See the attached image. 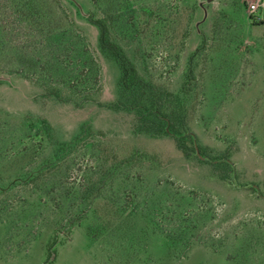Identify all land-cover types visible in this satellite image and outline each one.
<instances>
[{"label": "rangeland", "instance_id": "1", "mask_svg": "<svg viewBox=\"0 0 264 264\" xmlns=\"http://www.w3.org/2000/svg\"><path fill=\"white\" fill-rule=\"evenodd\" d=\"M105 28L198 152L112 107ZM0 264H264V0H0Z\"/></svg>", "mask_w": 264, "mask_h": 264}, {"label": "trees", "instance_id": "2", "mask_svg": "<svg viewBox=\"0 0 264 264\" xmlns=\"http://www.w3.org/2000/svg\"><path fill=\"white\" fill-rule=\"evenodd\" d=\"M102 45L106 51L112 53L121 68L120 96L112 107L117 110L129 109L136 111L139 116L138 132L152 135H173L186 155L190 156L192 152H198L202 146L196 140L195 134L189 127L186 114L184 112L171 111L167 108V101H169L170 95L154 82L147 80L121 46L110 42L107 28H105L103 34ZM62 46L61 42L60 47ZM54 57L59 65L57 72H61L64 75L68 74L64 83L76 90L89 89V83L87 78L84 77V71L89 67L92 72L93 66L84 63L83 58L76 63L71 59V56L54 55ZM81 66L83 69L80 68ZM56 95L58 97L61 96L59 92ZM41 123L43 129H46V132L51 134L52 125L47 120H43ZM44 141L45 139L40 141V144H43ZM73 145V142L61 143L58 152L66 151ZM29 151L30 148L26 145L25 152Z\"/></svg>", "mask_w": 264, "mask_h": 264}, {"label": "built area", "instance_id": "3", "mask_svg": "<svg viewBox=\"0 0 264 264\" xmlns=\"http://www.w3.org/2000/svg\"><path fill=\"white\" fill-rule=\"evenodd\" d=\"M259 9H260V4L259 3L254 2V3L251 4V12L253 14L256 13L257 11H259Z\"/></svg>", "mask_w": 264, "mask_h": 264}]
</instances>
